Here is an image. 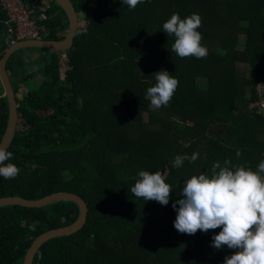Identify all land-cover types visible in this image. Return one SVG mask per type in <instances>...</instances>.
Returning a JSON list of instances; mask_svg holds the SVG:
<instances>
[{"label":"trees","instance_id":"obj_1","mask_svg":"<svg viewBox=\"0 0 264 264\" xmlns=\"http://www.w3.org/2000/svg\"><path fill=\"white\" fill-rule=\"evenodd\" d=\"M70 1L79 17L73 46L47 52L37 90L18 97L31 79L22 76L20 51L6 63L17 105L6 163L20 171L15 179L0 177V199L69 193L87 208L81 229L47 240L33 264H223L235 250L212 247L221 229L179 233L172 204L183 198L187 179L211 175L217 162L226 166L227 148L235 151L233 170L257 171L264 160V114L251 107L264 82V0H143L134 9L120 0ZM39 2L22 0L44 40L62 41L65 11L54 0L44 9ZM173 13L201 17L205 58L172 51L174 37L162 26ZM5 22L0 8V59L14 38L8 33L14 25ZM240 34L246 36L242 51ZM236 61L253 66L252 79L239 74ZM161 70L179 84L169 104L154 110L145 96ZM7 120L0 86V141ZM193 153L199 154L194 162L172 166L177 155ZM141 170L167 173V205L131 192ZM79 214L67 201L0 208V264H24L38 236L74 224Z\"/></svg>","mask_w":264,"mask_h":264},{"label":"clouds","instance_id":"obj_2","mask_svg":"<svg viewBox=\"0 0 264 264\" xmlns=\"http://www.w3.org/2000/svg\"><path fill=\"white\" fill-rule=\"evenodd\" d=\"M120 2L134 9L143 0ZM201 24V17L195 13L183 19L173 13L163 23V32L174 37L171 49L178 57L201 59L208 55V49L201 44L202 34L197 30ZM153 74L156 82L147 89L145 98L155 110L169 104L179 81L166 70ZM198 155H177L172 166L181 167L185 160L194 162ZM12 156V152L0 145V177L5 180L15 179L20 171L15 164L6 163ZM224 163V167L215 163L211 175H193L184 182L180 193L183 198L172 204L176 210L174 227L179 233L189 235L220 228L212 237V247L227 246L235 250L225 257L223 264H264V160L258 164L257 171L242 165L233 170L227 166L230 161ZM138 175L131 188L135 197L161 205L169 203L171 186L159 171L141 170Z\"/></svg>","mask_w":264,"mask_h":264},{"label":"water","instance_id":"obj_3","mask_svg":"<svg viewBox=\"0 0 264 264\" xmlns=\"http://www.w3.org/2000/svg\"><path fill=\"white\" fill-rule=\"evenodd\" d=\"M54 1L63 8L69 20V27L66 37L62 41H20L13 45H10L4 51L0 59V86L2 89V97L6 99L8 105L7 126L5 133L0 141V145L5 146L7 149L9 148L13 140L17 123V105L15 100V94L13 92L9 77L6 72L7 60L14 53L24 49H36L50 52H66L73 46L74 43L76 32L79 27L78 13L76 12L73 3L70 0ZM57 201H67L76 204L80 210L78 220L68 227L52 230L38 236L28 249L24 264H33L37 252L47 240L69 233H75L80 230L86 218V205L80 198L69 193H56L36 201H27L18 197H8L0 199V208L22 207L26 209L42 208Z\"/></svg>","mask_w":264,"mask_h":264},{"label":"built area","instance_id":"obj_4","mask_svg":"<svg viewBox=\"0 0 264 264\" xmlns=\"http://www.w3.org/2000/svg\"><path fill=\"white\" fill-rule=\"evenodd\" d=\"M50 1V0H49ZM39 5L40 9H44L50 3ZM0 8L6 16L5 24H13L14 31L8 33L13 35V40L10 42V45H13L20 41H41L44 40L45 36L40 33L38 30L35 19L30 16L28 10L25 9L22 0H0ZM259 99L251 105L255 107L258 113L263 114L260 109V106H264V82L258 84Z\"/></svg>","mask_w":264,"mask_h":264},{"label":"rangeland","instance_id":"obj_5","mask_svg":"<svg viewBox=\"0 0 264 264\" xmlns=\"http://www.w3.org/2000/svg\"><path fill=\"white\" fill-rule=\"evenodd\" d=\"M46 1L48 2L49 0H40L39 4H41V5L47 4ZM245 42H246V36L244 34H240L239 38H238V46H237V49L239 51H242L244 49ZM27 50H29V49H24V50L20 51L19 53L24 55L26 53L25 51H27ZM20 54L16 59L19 58V60H22V62H23V56ZM235 65H236V68H237L239 74L243 75L245 78H248V79L253 78L254 68L251 64L243 62V61H236ZM41 68H42L41 61L27 65V67H25V63H24L25 71H24V74L22 76L25 77L26 75H30L31 79L28 80L25 84L19 86L18 97L20 99H22L24 96H26V94L29 91L36 90L38 88L39 84H41V82H42V73L40 71ZM260 109L261 110H259V111H261L264 114V106H260ZM142 119L145 122H148V115L144 114L142 116ZM226 150H227L226 160L230 161L229 165H227V166L231 168L232 164H233V157H234L235 151H234V149H231V148H227ZM166 175H167V173H165L163 176L165 177Z\"/></svg>","mask_w":264,"mask_h":264},{"label":"crops","instance_id":"obj_6","mask_svg":"<svg viewBox=\"0 0 264 264\" xmlns=\"http://www.w3.org/2000/svg\"><path fill=\"white\" fill-rule=\"evenodd\" d=\"M22 51V50H21ZM26 53L23 56V61L25 63V67H27V65L36 63L38 61H41V65L44 61V59L46 58V56L48 55V53H52L50 51H44V50H36V49H29L27 51H25ZM20 54V53H19ZM31 56V57H30ZM38 89V88H37ZM36 89V90H37ZM35 91V90H34ZM31 92V91H29Z\"/></svg>","mask_w":264,"mask_h":264}]
</instances>
